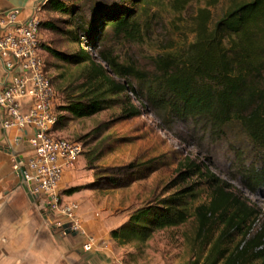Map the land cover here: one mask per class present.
Returning a JSON list of instances; mask_svg holds the SVG:
<instances>
[{"label": "rangeland", "instance_id": "rangeland-1", "mask_svg": "<svg viewBox=\"0 0 264 264\" xmlns=\"http://www.w3.org/2000/svg\"><path fill=\"white\" fill-rule=\"evenodd\" d=\"M62 1L75 14L52 11L45 6L47 0L36 13L40 26L39 54L55 90V136L78 141L83 147L80 159L65 172L60 189L67 197V191L76 188L78 191L73 195L81 197L85 208L94 214L108 211L127 221L137 209L155 206L178 189L193 185L196 195L189 203V219L177 227L154 231L143 241L131 240L125 244L114 241L118 251L116 264H204L221 227L214 225L200 231L193 210L208 205L210 189L200 177L176 186L174 183L185 170L186 161H193L233 187L264 215V186L252 185L244 175V168L257 166V157L241 127L232 123L220 136L212 135L190 118H174L147 104L140 107L130 93L127 94L132 103L140 110L137 117H127L121 99L108 102L107 108L94 115L75 118L64 106L91 94L93 86L87 82L90 78L87 68L85 64L65 63L52 56L47 48L66 56L83 48L94 58L97 50L105 49L119 63L152 73L156 56L178 50L194 40V18L199 9L209 10L210 26H213L228 9V2L220 0L207 7L208 0H190L181 11H175L174 0H144L136 6L134 0H125V6L133 7L139 14V41L116 38L106 26L103 34L107 35L102 44L97 40L90 43L80 33L78 37L83 44L79 45L70 40L69 32L76 33L77 26L83 23L82 12L88 17L94 7L106 9L117 0ZM44 22L54 28H44L40 25ZM111 98L108 96L107 100ZM72 200L64 198L63 204H78V211L83 208L81 201ZM59 218V215L51 216V230L55 233ZM260 224L257 221L253 225L251 234L259 230ZM241 240V235L233 233L222 242L221 250L234 252Z\"/></svg>", "mask_w": 264, "mask_h": 264}, {"label": "trees", "instance_id": "trees-1", "mask_svg": "<svg viewBox=\"0 0 264 264\" xmlns=\"http://www.w3.org/2000/svg\"><path fill=\"white\" fill-rule=\"evenodd\" d=\"M143 1L134 0L133 6ZM189 1L174 0V10L181 11ZM219 1L208 0L207 7ZM226 1L228 9L213 26L209 10L199 9L194 18V40L156 56L152 73L119 63L105 49L97 50L94 58L83 48L70 56L47 48L65 63L85 64L90 76L87 82L93 86L91 94L67 102L65 111L75 118H85L107 108L108 102L122 99L121 107L127 117H137L140 110L132 103L127 94L130 93L140 107L147 104L174 118H190L212 135L220 136L227 125L236 123L257 157V166L244 168V175L252 185L264 186V0ZM45 6L54 12L75 14L62 0H47ZM132 8L125 6V0H117L106 9L94 7L88 17L82 12L83 23L77 26L76 33L69 32V38L82 45L78 34L83 33L90 43L97 40L102 44L107 35L103 31L108 26L114 37L137 42L141 39L139 14ZM40 25L54 28L48 22ZM108 96L112 98L107 100ZM184 166L175 186L200 177L210 189L208 205L193 210L199 230L221 227L204 264H264L263 213L206 168L189 160ZM77 191L74 188L67 193L70 196ZM195 195L193 185H189L155 206L137 209L121 227L111 231V238L119 244L143 241L154 231L182 225L191 215L189 203ZM257 221L261 222L259 230L251 234ZM233 233L242 236L236 250H221L222 242Z\"/></svg>", "mask_w": 264, "mask_h": 264}, {"label": "built area", "instance_id": "built-area-1", "mask_svg": "<svg viewBox=\"0 0 264 264\" xmlns=\"http://www.w3.org/2000/svg\"><path fill=\"white\" fill-rule=\"evenodd\" d=\"M37 11L39 6H34L27 18H21L17 9L0 14V59L4 67L0 79V132L13 130L18 133L16 145L29 146L13 161L26 195L34 203L39 202L45 212L60 216L56 226L62 234L66 224L71 232L83 234L82 249L88 252L95 239L82 228L78 204H63L59 190L65 172L80 159L83 147L78 141L55 136V90L39 54Z\"/></svg>", "mask_w": 264, "mask_h": 264}, {"label": "crops", "instance_id": "crops-1", "mask_svg": "<svg viewBox=\"0 0 264 264\" xmlns=\"http://www.w3.org/2000/svg\"><path fill=\"white\" fill-rule=\"evenodd\" d=\"M43 1L25 0L23 7L17 9L20 17L27 18L31 9ZM13 9L11 0H0V14ZM3 74L0 59V79ZM17 135L13 130L0 132V264H116L118 251L110 233L126 220L122 221L108 211L96 216L93 210L85 208L81 197L73 194L65 197L59 185L64 198L82 202L83 208L78 211L82 228L85 234L94 237L95 244L92 250L84 252L83 234L73 236L53 232L51 216H54L26 195L13 169L15 156L29 150L27 143L16 145Z\"/></svg>", "mask_w": 264, "mask_h": 264}, {"label": "water", "instance_id": "water-1", "mask_svg": "<svg viewBox=\"0 0 264 264\" xmlns=\"http://www.w3.org/2000/svg\"><path fill=\"white\" fill-rule=\"evenodd\" d=\"M24 3H25V0H11V4L15 9H20L21 7H23ZM63 228H64L65 235H70V234L73 236L76 235L75 232L70 231L68 224L64 225Z\"/></svg>", "mask_w": 264, "mask_h": 264}]
</instances>
